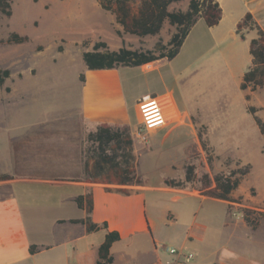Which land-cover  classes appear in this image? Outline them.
Listing matches in <instances>:
<instances>
[{
  "label": "rangeland",
  "instance_id": "rangeland-1",
  "mask_svg": "<svg viewBox=\"0 0 264 264\" xmlns=\"http://www.w3.org/2000/svg\"><path fill=\"white\" fill-rule=\"evenodd\" d=\"M188 3H173L171 9H186ZM237 16V11L227 14L220 30H213L200 18L172 60L119 69L132 107L136 96L137 103L148 94L170 96L172 100V118L151 132L146 142L136 135L141 120L138 105V112L134 107L131 110L132 123L128 126L136 172L142 182L125 187L145 192L149 216L164 246L174 244L171 233L179 232L181 224L188 222L198 207L202 208L201 214L206 212L211 229L217 230L225 218V208L230 207L232 220H239L243 207L255 209L262 203L253 169L234 191V197L242 198L240 202L229 203L203 194L215 185L216 174L264 161V137L248 110L257 107L256 113L264 120V87L241 88L243 75L251 65L249 47L254 33L247 29L236 36L228 33ZM119 29L122 27L115 14L102 8L98 0H13L12 15L0 19V68L10 70V76L0 85V126L12 124L21 129L30 124L33 132L28 140L19 139V148L35 154L45 150L70 156L72 166L62 167L63 176L86 179L84 162L93 148L87 140L81 111L85 84L81 75L87 73L83 53L92 50L97 41H106L112 50L120 48L123 40L132 48H150L159 37L166 42L175 27L166 22L159 35L143 38L129 33L120 36ZM12 32L27 35L29 40L8 43L6 39ZM189 164L194 166L195 177L186 181ZM169 179L185 181L184 186L171 187ZM31 189L34 198L45 190H68L52 186ZM167 191L182 198L174 200L175 194ZM168 209L178 215L170 231L164 222ZM71 215L79 216V210L74 205H63L45 212H28L27 218L33 222L36 216L47 228L53 217ZM139 246H146V242ZM250 248L259 252L257 247Z\"/></svg>",
  "mask_w": 264,
  "mask_h": 264
},
{
  "label": "crops",
  "instance_id": "crops-1",
  "mask_svg": "<svg viewBox=\"0 0 264 264\" xmlns=\"http://www.w3.org/2000/svg\"><path fill=\"white\" fill-rule=\"evenodd\" d=\"M218 1L222 7V18L219 24L211 27L213 30H220L226 15H232L236 11L238 16L228 33L237 35V23L247 12L252 13L253 20L264 30V0ZM249 31L254 33L252 37L257 36L255 30ZM120 68L122 67L87 69L81 93L82 119L87 134L96 130L101 123L130 126L132 108H136L138 112V97L133 99L132 107L127 98ZM160 96L171 100L170 96ZM33 129L30 124L21 129L13 127L12 124L7 127L0 126V174L13 177L0 180V264H94L99 259V246L105 240L108 230L118 231L121 236L110 248L114 258L110 264H179L178 256L168 252L165 249L167 246L162 245L156 235L155 224L149 216L145 192L131 190L127 194L108 190L104 182L63 176L62 167L72 166L71 160L68 159L70 156L49 154L45 153V150L35 154L29 153L28 148H19V139L28 140ZM31 155H38L40 158L32 160ZM62 157L66 162H63ZM252 169L260 187L262 202L261 206L255 209L264 213V182L260 181L261 178L264 179V161L254 164ZM34 186H52L68 190H45L36 193L39 196L34 198L31 189ZM86 192L93 195L92 221L100 225L107 223L108 228L89 232L86 224L70 221L86 217L87 211L80 208L75 201L76 196ZM181 198L180 194H175L173 199ZM201 200L205 201L204 198ZM63 205H74L80 215L53 217L47 228L37 221L36 216H33V222H29L27 218L28 212H45L61 208ZM201 209L198 207L190 220L181 224L179 232L171 231L174 241L172 247L194 252L195 257L188 264H264V219L253 229L244 221L243 214L239 220H232L228 207L225 208L221 227L212 230L204 216L206 212L201 214ZM164 222L170 231L178 222V215L168 209L164 212ZM142 241L146 242V246H139ZM31 245L37 246L35 252H31ZM250 247H257L259 252H253Z\"/></svg>",
  "mask_w": 264,
  "mask_h": 264
},
{
  "label": "trees",
  "instance_id": "trees-1",
  "mask_svg": "<svg viewBox=\"0 0 264 264\" xmlns=\"http://www.w3.org/2000/svg\"><path fill=\"white\" fill-rule=\"evenodd\" d=\"M12 1L0 0V19L3 16L12 15ZM102 8L115 14V18L122 29L118 34L129 33L137 37L159 35L166 22L175 27L170 38L165 42L159 37L152 47L132 48L126 45L125 40L120 48L112 50L108 48L106 41H97L92 50L83 53V60L87 69H113L119 67H137L160 60H172L180 52L191 29L202 18L209 27L219 24L222 18V7L218 0H189L186 9L172 8L173 3L182 0H98ZM257 30V36L250 40L249 51L251 54V65L244 73L241 88L256 90L264 87V30L253 20V15L247 12L237 23V33L243 30ZM244 36V35H242ZM29 40L27 35L12 32L6 39L8 43H23ZM10 76L9 69L0 68V85L5 83ZM86 75H81L85 80ZM249 112L253 115L261 134L264 137V120L256 113L257 107L250 106ZM87 140L92 143L91 155L84 162L86 179L93 182H104L116 184L115 190L130 193L126 185L141 184L142 179L136 172V157L134 154L133 137L130 127L101 123L96 130L87 135ZM252 165L231 170L229 173H218L215 175V185L209 186L204 195L213 198L233 202H240L233 196V192L240 186L244 177L251 171ZM195 177L194 166L187 165L186 181ZM13 178L9 174H0V180ZM185 181L169 179L167 184L171 187H183ZM207 187V186H206ZM75 201L80 208L87 211L85 218L71 219L74 223H84L89 232L108 228L107 223L103 225L94 223L91 218L93 210V195L91 192L79 194ZM230 208V207H229ZM244 221L256 229L264 219V213H260L250 207H243ZM65 220H60L64 222ZM121 238L118 231L108 230L105 240L99 246V259L94 264H110L114 258L110 253L112 244ZM36 245H31V252H35Z\"/></svg>",
  "mask_w": 264,
  "mask_h": 264
},
{
  "label": "built area",
  "instance_id": "built-area-1",
  "mask_svg": "<svg viewBox=\"0 0 264 264\" xmlns=\"http://www.w3.org/2000/svg\"><path fill=\"white\" fill-rule=\"evenodd\" d=\"M172 102L167 97L159 95H144L138 101L141 120L136 129V135L142 140L147 141L149 134L167 125L171 117ZM165 249L171 254L178 256L179 264H188L194 259L192 251H184L177 247L167 246Z\"/></svg>",
  "mask_w": 264,
  "mask_h": 264
}]
</instances>
